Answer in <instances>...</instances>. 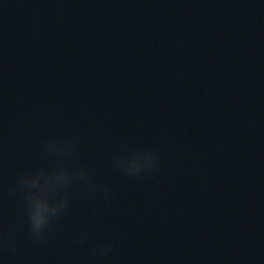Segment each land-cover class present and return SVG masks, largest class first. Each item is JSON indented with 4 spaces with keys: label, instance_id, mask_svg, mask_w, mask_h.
Listing matches in <instances>:
<instances>
[{
    "label": "water",
    "instance_id": "water-1",
    "mask_svg": "<svg viewBox=\"0 0 264 264\" xmlns=\"http://www.w3.org/2000/svg\"><path fill=\"white\" fill-rule=\"evenodd\" d=\"M58 163L99 187L37 242L16 185ZM0 264H264V0H0Z\"/></svg>",
    "mask_w": 264,
    "mask_h": 264
},
{
    "label": "clouds",
    "instance_id": "clouds-1",
    "mask_svg": "<svg viewBox=\"0 0 264 264\" xmlns=\"http://www.w3.org/2000/svg\"><path fill=\"white\" fill-rule=\"evenodd\" d=\"M43 148L46 153L63 161L77 158L75 141L71 137L46 140ZM113 159L115 165L129 176L152 173L159 167V156L150 148L117 154ZM76 181H87L94 187H99L83 168H70L67 163H58L51 171L40 168L34 173L24 174L19 178L16 189L21 193L29 231L35 241H44L53 221L68 209L67 192ZM58 192L61 195L56 198ZM80 239L86 240L87 234H82ZM98 250L101 254L107 255L112 250L111 242Z\"/></svg>",
    "mask_w": 264,
    "mask_h": 264
}]
</instances>
